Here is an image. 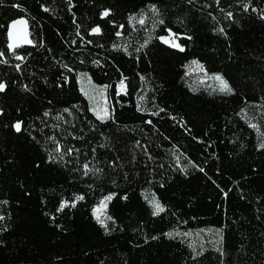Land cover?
I'll return each mask as SVG.
<instances>
[{
  "label": "trees",
  "instance_id": "obj_1",
  "mask_svg": "<svg viewBox=\"0 0 264 264\" xmlns=\"http://www.w3.org/2000/svg\"><path fill=\"white\" fill-rule=\"evenodd\" d=\"M0 85V264H264V0H0Z\"/></svg>",
  "mask_w": 264,
  "mask_h": 264
},
{
  "label": "rangeland",
  "instance_id": "obj_2",
  "mask_svg": "<svg viewBox=\"0 0 264 264\" xmlns=\"http://www.w3.org/2000/svg\"><path fill=\"white\" fill-rule=\"evenodd\" d=\"M190 75L194 85H205L213 89L223 90L219 80L216 79L219 75L207 74L201 66L194 64L190 66ZM78 82L81 91L87 98L91 109L99 118H105L112 111V103L108 95V89L102 85H96L88 76L82 75L78 77ZM120 89L124 90L125 85L122 82ZM106 207V199H103L94 209V217L102 222Z\"/></svg>",
  "mask_w": 264,
  "mask_h": 264
},
{
  "label": "water",
  "instance_id": "obj_3",
  "mask_svg": "<svg viewBox=\"0 0 264 264\" xmlns=\"http://www.w3.org/2000/svg\"><path fill=\"white\" fill-rule=\"evenodd\" d=\"M23 21V23H19ZM29 25L25 18H19L13 20L7 28V46L10 52H14L15 49H18L22 46L26 47L31 44V39L29 35ZM99 31H92L91 34H98ZM160 42L169 47L172 50L181 51L182 48L179 45V42L174 39L171 41L169 36H163L160 38Z\"/></svg>",
  "mask_w": 264,
  "mask_h": 264
},
{
  "label": "snow or ice",
  "instance_id": "obj_4",
  "mask_svg": "<svg viewBox=\"0 0 264 264\" xmlns=\"http://www.w3.org/2000/svg\"><path fill=\"white\" fill-rule=\"evenodd\" d=\"M104 15H108V13L105 12ZM141 22H143V21H141ZM19 23H23V21H20ZM94 31H99V29L98 28L94 29ZM216 79L220 81L223 90H229L230 91L226 81H224L220 76H217ZM2 89H3V85H0V90H2ZM16 129H17V131L20 130L19 124L16 125ZM109 199H110V197H109ZM64 206H66V205H62V207H64ZM156 209H157V212L163 211V209L159 206V204H156Z\"/></svg>",
  "mask_w": 264,
  "mask_h": 264
}]
</instances>
